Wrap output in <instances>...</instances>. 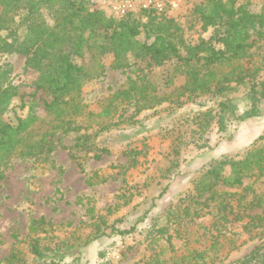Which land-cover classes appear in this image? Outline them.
<instances>
[{"label": "trees", "instance_id": "obj_1", "mask_svg": "<svg viewBox=\"0 0 264 264\" xmlns=\"http://www.w3.org/2000/svg\"><path fill=\"white\" fill-rule=\"evenodd\" d=\"M251 6L250 0H205L196 5L203 29L212 27L213 33L209 39L190 44L175 19L163 14L148 12L147 20L141 22L133 21L130 13L118 19L108 17L89 7L87 0H0V54H22L25 67L38 73L35 90L24 93L11 82L12 65L0 62V180L14 158L51 151V139L60 132L82 130V120H94L101 126L94 136L79 135L72 148L94 152L93 157L100 158L106 149L99 147L96 136L120 126L111 116L130 107L139 114L164 102L180 106L182 97L194 100L208 95L210 103L185 117L188 128L176 133L175 151H180L181 144L209 146L204 135L213 125L226 132L231 119L253 115L252 109L239 113V99L230 92L246 87L245 99L252 103L256 87L264 86V81L258 84L264 73V55L256 51L264 42V5L258 11ZM108 54L114 56L113 69H130L135 77L92 108L81 94L86 85L104 75L103 60ZM173 60L174 73L161 89L152 69ZM176 77H182L180 84ZM41 106L44 115L39 114ZM26 107L25 114L19 112ZM10 111L13 120L5 118ZM132 119L126 116L123 122L135 124ZM184 131L191 133L188 141L180 135ZM74 157L82 167L83 155ZM97 177H90V183ZM124 197V203H130L131 198ZM172 203L165 211V223L158 225L156 220L153 224L156 237L166 236L170 241L169 228L176 232L198 222L210 239L204 248L180 256L176 264H212L229 241L236 244L232 236L241 232L263 238V242L236 264H264V132L243 156H216L208 161L192 180V187L178 203ZM46 224L44 217L34 218L26 250L13 247L5 264H62L65 255L51 247ZM156 262L162 264L158 258Z\"/></svg>", "mask_w": 264, "mask_h": 264}, {"label": "rangeland", "instance_id": "obj_2", "mask_svg": "<svg viewBox=\"0 0 264 264\" xmlns=\"http://www.w3.org/2000/svg\"><path fill=\"white\" fill-rule=\"evenodd\" d=\"M120 1L87 0L92 9L116 19L119 16L114 15L112 6ZM156 1L161 3L162 10L139 8L129 12L132 20L144 22L148 12L163 14L175 19L190 44L211 37L213 28L203 29L195 13L196 5L205 0ZM250 3L258 11L264 0H250ZM256 51L264 55V42ZM113 60L112 54L106 55L104 75L83 89L81 98L92 108H97L103 97L125 86L129 77H135L130 69H113ZM76 61L82 63L81 58ZM0 62L12 65L11 82L20 85L22 92L30 94L35 90L38 73L25 67L22 54L1 53ZM175 64L173 60L153 67L152 76L161 89L174 73ZM263 81L264 73L258 84ZM176 82L180 84L182 77H176ZM256 89L258 93L252 103L245 99L248 88L240 86L230 92L231 97L239 99V113L252 109L253 115L242 120L231 119L226 132L213 125L204 135L209 139V146L204 148L181 144L177 153L172 141L180 129L188 128L185 117L209 105L208 95L194 100L182 97L180 106L164 102L139 114L132 107L126 112L120 110L110 117L113 122L119 121L120 126L96 136L99 147L106 149L100 158L93 157L94 152L72 148L79 135L97 133L101 124L94 120H82L80 131L56 134L51 139V151L14 158L5 170V178L0 180V264L6 263L13 247L26 250L29 225L40 217L49 223L45 226L46 235L52 239L51 247L60 248L65 255L62 264H157V258L162 264H176L180 256L210 244L207 232L198 222L177 227L176 232L174 227L169 228L170 241L166 236L156 237L151 230L156 220L158 225L165 223L169 205L179 202L208 161L216 156H243L264 132V86ZM41 95L39 92L38 99ZM38 111L45 114L43 106ZM19 112L25 114L27 107ZM131 115V121L136 123H124L123 119ZM5 118L13 120V111ZM188 131L180 134L183 141L190 139ZM74 155H83L82 167ZM94 174L98 177L90 183ZM125 195L131 198L128 204L124 203ZM122 230L128 232L121 233ZM232 237L236 244L229 241L212 264H236L263 242V238H251L245 232Z\"/></svg>", "mask_w": 264, "mask_h": 264}, {"label": "built area", "instance_id": "obj_3", "mask_svg": "<svg viewBox=\"0 0 264 264\" xmlns=\"http://www.w3.org/2000/svg\"><path fill=\"white\" fill-rule=\"evenodd\" d=\"M150 7L156 8L157 10L163 9L161 3L156 0H122L112 6V11L114 15L122 17L127 13L137 10L139 8Z\"/></svg>", "mask_w": 264, "mask_h": 264}]
</instances>
